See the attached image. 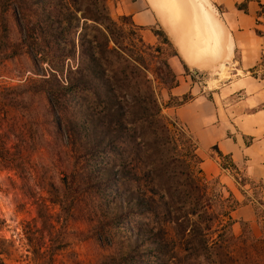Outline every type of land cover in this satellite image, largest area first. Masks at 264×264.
<instances>
[{
  "label": "rangeland",
  "instance_id": "1",
  "mask_svg": "<svg viewBox=\"0 0 264 264\" xmlns=\"http://www.w3.org/2000/svg\"><path fill=\"white\" fill-rule=\"evenodd\" d=\"M212 1L264 83V0ZM130 3L0 0V264H264L263 181L207 178L174 113L211 74Z\"/></svg>",
  "mask_w": 264,
  "mask_h": 264
},
{
  "label": "crops",
  "instance_id": "2",
  "mask_svg": "<svg viewBox=\"0 0 264 264\" xmlns=\"http://www.w3.org/2000/svg\"><path fill=\"white\" fill-rule=\"evenodd\" d=\"M184 1V19L175 14L170 0H135V3L128 4V7L132 19L137 24L143 27L155 26L164 32L185 67L212 76L205 81V85L202 83L197 94L174 109L178 119L196 141V152L200 156L204 175L207 178L217 177L228 186L234 185L233 176L221 167L220 161L221 158L241 160L247 162L245 174L264 183V83L247 74L248 69L235 67L238 48L235 34L213 1ZM185 27H188V30ZM204 27L210 30L206 31ZM192 32L195 34L190 38ZM207 32H210V35ZM202 37L208 38V41ZM218 50H221V53ZM229 68L233 69L232 76H225V79L219 76L222 70ZM211 81L223 82L210 88L208 83ZM210 94L213 95L212 101L207 98ZM246 137L248 142L245 141ZM252 206L254 205L247 203L232 210L234 227L240 222L257 221L256 210Z\"/></svg>",
  "mask_w": 264,
  "mask_h": 264
},
{
  "label": "bare ground",
  "instance_id": "3",
  "mask_svg": "<svg viewBox=\"0 0 264 264\" xmlns=\"http://www.w3.org/2000/svg\"><path fill=\"white\" fill-rule=\"evenodd\" d=\"M171 1V4H172V6H173V8H174V10H175V14L177 13V16H181V18H182V16H183V14L185 15V13H186V11H185V8H184V5H185V1L184 0H170ZM198 1V0H197ZM202 3V2H201ZM204 4H205V2H203ZM188 4V3H187ZM204 6V5H203ZM210 7V6H209ZM212 7H214L213 5H212ZM204 9V8H203ZM204 11V10H203ZM202 11V12H203ZM208 11H210V10H208ZM185 12V13H184ZM212 12V11H211ZM190 13V12H189ZM189 13H187V14H189ZM198 13H199V11H198ZM215 14V13H214ZM174 15V14H173ZM174 16H176V15H174ZM176 16V17H177ZM199 16H200V14H199ZM205 16H207V15H205ZM201 17V16H200ZM210 17H211V15H210ZM178 18H180V17H178ZM186 18V17H185ZM182 19H184V18H182ZM196 19V18H195ZM198 19V18H197ZM204 19V18H203ZM191 20V19H190ZM191 21H193V20H191ZM190 21V22H191ZM211 21V20H210ZM215 21V20H214ZM220 21V20H219ZM222 21V20H221ZM206 22V21H205ZM213 22V21H212ZM212 22H211V24H212ZM223 22V21H222ZM183 23V22H182ZM184 23H185V21H184ZM197 23V22H196ZM192 24V23H191ZM198 24V23H197ZM200 24H202L201 22H200ZM209 24H210V22H209ZM209 24L207 23V25L209 26ZM190 25V24H189ZM217 25H219V24H217ZM196 26V25H195ZM213 26V25H212ZM212 26H210V27H212ZM198 27V26H197ZM214 27V26H213ZM212 27V28H213ZM185 28H187V30H188V27H185ZM191 28V27H190ZM193 28V27H192ZM205 28V27H204ZM223 28V27H222ZM225 28H226V26H225ZM206 29V31L208 30H210V28L209 29H207V28H205ZM218 29H219V27H218ZM218 29H217V32H218ZM195 30H196V28H195ZM213 31L215 30L214 28L212 29ZM185 31V30H184ZM192 31V30H191ZM191 31L189 32L190 34H191ZM198 31V30H197ZM205 31V32H206ZM186 32V31H185ZM200 31H198V34H200L199 33ZM225 32V31H224ZM227 32V31H226ZM225 32V33H226ZM229 32V31H228ZM189 33H187V35L186 36H188V34ZM194 32H192V35L190 36V38L195 34H193ZM208 33V35H210L209 33L210 32H207ZM212 33V32H211ZM197 34V33H196ZM202 34V33H201ZM217 34V33H216ZM225 35V34H224ZM204 36V35H203ZM225 37H226V35H225ZM186 38V37H185ZM203 38V37H202ZM211 38V37H210ZM209 38V39H210ZM204 39V38H203ZM208 39V38H207ZM206 38L204 39V40H207ZM214 39V38H213ZM222 39V38H221ZM218 40V39H217ZM176 41H177V39H176ZM200 41H201V39H200ZM203 41V40H202ZM208 41V40H207ZM210 41V40H209ZM212 41V40H211ZM218 42H220L219 40H218ZM203 44V43H202ZM216 44V43H215ZM207 46V45H206ZM203 47H205V46H203ZM213 48V47H212ZM214 48H215V46H214ZM183 49V48H182ZM200 49H202L203 50V48L202 47H200ZM205 49V48H204ZM198 50V49H197ZM207 50V49H206ZM200 51V50H199ZM221 50H218V52H220ZM183 52V51H182ZM198 52V51H197ZM197 52H195L196 54H197ZM213 52V51H212ZM221 53V52H220ZM219 54V53H218ZM228 54V53H227ZM220 56V55H219ZM223 57V56H222ZM195 58V57H194ZM222 59V58H221ZM230 59V58H229ZM220 60V59H219ZM227 60V59H226ZM219 62V61H218ZM207 64V63H206ZM219 66V65H218Z\"/></svg>",
  "mask_w": 264,
  "mask_h": 264
},
{
  "label": "trees",
  "instance_id": "4",
  "mask_svg": "<svg viewBox=\"0 0 264 264\" xmlns=\"http://www.w3.org/2000/svg\"><path fill=\"white\" fill-rule=\"evenodd\" d=\"M159 31H161V30H159ZM162 32V31H161ZM157 34L159 33V32H156ZM71 83V82H70ZM79 84H82V82L81 81H79V82H76V84L75 85H79ZM183 102H185V101H183ZM182 102V103H183ZM160 119L159 120H157V122H156V127L159 129V130H162V127H163V125H160ZM112 152H114V150L112 149Z\"/></svg>",
  "mask_w": 264,
  "mask_h": 264
}]
</instances>
